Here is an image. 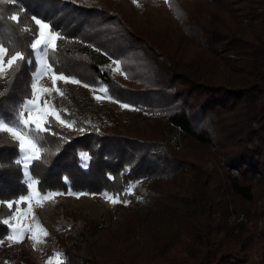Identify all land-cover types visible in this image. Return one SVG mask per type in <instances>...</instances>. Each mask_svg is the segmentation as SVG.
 I'll return each instance as SVG.
<instances>
[{
  "label": "trees",
  "instance_id": "trees-1",
  "mask_svg": "<svg viewBox=\"0 0 264 264\" xmlns=\"http://www.w3.org/2000/svg\"><path fill=\"white\" fill-rule=\"evenodd\" d=\"M32 16L66 37L49 54L59 72L138 109L121 121L109 112L120 127L106 129L72 106L61 110L72 129L39 134L42 159L28 166L39 192L107 191L137 206L110 224L81 216L86 245L108 248L106 264H264V0H5L0 41L27 51L32 33L19 29ZM117 60L128 78L106 64ZM33 71L2 76L4 120ZM19 155L0 131V248L10 264H36L7 245L2 223L15 209L4 202L29 191ZM67 240L49 238L47 253L105 264Z\"/></svg>",
  "mask_w": 264,
  "mask_h": 264
},
{
  "label": "rangeland",
  "instance_id": "rangeland-1",
  "mask_svg": "<svg viewBox=\"0 0 264 264\" xmlns=\"http://www.w3.org/2000/svg\"><path fill=\"white\" fill-rule=\"evenodd\" d=\"M156 1L164 5L167 4V0ZM64 43L65 40H62L59 42V45ZM106 64L114 68L112 61H108ZM2 76L3 75H0V87ZM37 84L38 88L40 86L52 88L51 74H45L40 78ZM83 84L86 83H61L59 87L65 95L61 96L55 91L49 95V99L55 109L67 111L70 107L77 106L85 113L90 121L106 129L120 127V122H115L109 112H115L114 114L117 115V119L121 121L127 111H135V108L131 105L130 108L126 109L121 107V104L126 103L120 101H118V103L116 102L117 100L112 97L109 99L110 96L108 93L104 94L100 91V89L105 88V86H93L90 88L84 87ZM95 96H101L102 98L95 99ZM87 103L90 104L91 110L88 109ZM69 129H72V127ZM172 142L179 145V141L176 142L175 139H173ZM19 159H21V154L19 155ZM28 166L29 164L27 166L22 164L27 184L31 183V188H29L28 193L23 196H30L31 200L28 203L15 204L13 213L5 218L8 219L11 216L8 223L9 234L5 238L7 240V245L23 251L28 258L33 260L36 264H62L63 254L61 250L56 249L51 253H47L46 251L48 239L62 234L67 235L68 244L78 242L82 246L80 248L82 254L97 256L106 264L109 259L107 255L108 248L98 247L94 243H91V241L86 245L83 239L84 227L82 226L81 216L94 218L102 224H110L115 222L117 216L127 211L134 210L137 207L136 204L128 200H126V203H112L104 194H109L113 197L115 195L107 191L100 194H88L83 191H68L66 193L48 191L41 193L36 187V179L29 173ZM41 194L52 195L48 196V198H42ZM20 212L26 213V215L17 217V213ZM73 213H77L80 216L74 220L72 216ZM17 225L29 228L30 231L18 233L14 231V226ZM42 229L46 230V235H44ZM33 234L38 236V240L35 242L31 238ZM10 236L14 238L9 239ZM17 236H19V241L15 239ZM0 264H10L7 260V253L1 248Z\"/></svg>",
  "mask_w": 264,
  "mask_h": 264
},
{
  "label": "snow or ice",
  "instance_id": "snow-or-ice-1",
  "mask_svg": "<svg viewBox=\"0 0 264 264\" xmlns=\"http://www.w3.org/2000/svg\"><path fill=\"white\" fill-rule=\"evenodd\" d=\"M4 2L5 0H0V3ZM7 2L15 3L16 0H7ZM133 3L136 4L137 0H133ZM8 19L19 24L21 22V13H13ZM31 23L33 25L32 28L19 29L21 33H32L31 42L26 45L27 51H17L14 47L9 48L3 41H0V75L7 76L10 72L19 69L22 64L35 69V71L30 73L31 83L29 84V97L21 102L19 109L15 110V114L11 119L4 120L2 116H0V131L10 134L13 142L18 144L21 159L18 160L17 163L26 166L30 163L41 161L42 159L43 149L39 141L40 133L50 132L53 123H58L61 126H67L69 128L74 126V122H69L62 118L61 110L55 109L49 99L50 93L55 91L57 94L64 96L65 93L59 87L61 83H83L74 76L59 72L55 65L49 60V54L58 51L59 42L65 40L66 37H64L61 32L55 30L50 23L36 16L31 17ZM112 65H114V68H111V70L120 72L125 75V78H128L127 73L123 72V63L121 61H112ZM105 70L106 69H102L101 71ZM48 73L51 74L52 88L44 86L38 88L37 82ZM83 86L93 87L88 84H83ZM100 91L107 94L108 90L107 88H101ZM94 98L101 99L102 97L95 96ZM109 99H111V97H109ZM121 107L127 109L130 108V105L121 104ZM80 157L84 161V166L87 167V161L90 160L91 157L87 153H81ZM27 187L31 188V183H29ZM41 195L42 198H48V196L52 194ZM104 195H106L112 203H126L119 194H116L114 197L109 194ZM30 200V196H20L16 201L4 202V206L9 210H13L14 204L28 203ZM23 215H26V213H17V217ZM9 219H11V216L8 219H4L2 223L8 225ZM14 231L18 233L28 232L30 229L17 225L14 226ZM42 231L44 235L47 234L46 230L42 229ZM13 238L12 236L9 237V239ZM31 238L34 242L38 240L36 234H33ZM15 239L19 241V236L15 237Z\"/></svg>",
  "mask_w": 264,
  "mask_h": 264
}]
</instances>
